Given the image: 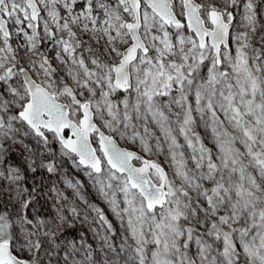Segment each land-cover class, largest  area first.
Masks as SVG:
<instances>
[{
  "label": "snow or ice",
  "instance_id": "1",
  "mask_svg": "<svg viewBox=\"0 0 264 264\" xmlns=\"http://www.w3.org/2000/svg\"><path fill=\"white\" fill-rule=\"evenodd\" d=\"M258 9L0 0V264H264Z\"/></svg>",
  "mask_w": 264,
  "mask_h": 264
},
{
  "label": "rangeland",
  "instance_id": "2",
  "mask_svg": "<svg viewBox=\"0 0 264 264\" xmlns=\"http://www.w3.org/2000/svg\"><path fill=\"white\" fill-rule=\"evenodd\" d=\"M258 4H259V9L258 11L264 12V3L261 2V0H257ZM262 21H264V16L260 17ZM237 20H239V17H237ZM238 26V25H237ZM201 131H203L201 129ZM120 146L121 147H125L124 143L121 141L120 142ZM15 156H18L19 159H21L24 163H25V159L19 154V153H15ZM161 162L163 161V157L160 158ZM10 163H12V161H10ZM13 164V163H12ZM15 165V164H14ZM39 175V173H38ZM67 175L70 177H75L76 179H80L82 182H84L85 184V188L82 189V192H84L86 194V196L94 201L95 203L99 204L102 208H105V210L107 211V206L104 205L95 195L94 191L91 188L90 182L87 180V177H85L83 175V173L79 172L77 169H75L72 165L70 161H67L64 165H63V171L60 174V177L58 179L57 176H51V177H46V180L51 181V180H58V186L62 189L65 190V185L63 182V176ZM66 195L69 196L70 198H74L73 197V191L71 189H67L66 190ZM77 203H80V201L78 200V198L76 199ZM83 206V205H81ZM109 219H114L111 214H109ZM85 231H88L87 228L85 229ZM87 239L89 240V242L95 243V240L91 234V232H88V236Z\"/></svg>",
  "mask_w": 264,
  "mask_h": 264
},
{
  "label": "trees",
  "instance_id": "3",
  "mask_svg": "<svg viewBox=\"0 0 264 264\" xmlns=\"http://www.w3.org/2000/svg\"><path fill=\"white\" fill-rule=\"evenodd\" d=\"M11 161L15 165H18V166H21V167H26V164L21 159H19L18 156L14 155V158Z\"/></svg>",
  "mask_w": 264,
  "mask_h": 264
}]
</instances>
